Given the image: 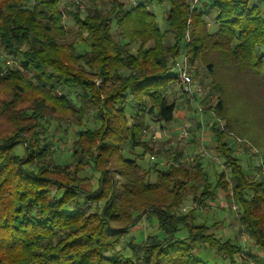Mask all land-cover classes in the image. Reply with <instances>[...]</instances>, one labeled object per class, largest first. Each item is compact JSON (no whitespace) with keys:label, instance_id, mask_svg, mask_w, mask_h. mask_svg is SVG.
<instances>
[{"label":"trees","instance_id":"1","mask_svg":"<svg viewBox=\"0 0 264 264\" xmlns=\"http://www.w3.org/2000/svg\"><path fill=\"white\" fill-rule=\"evenodd\" d=\"M166 1L169 7L163 29L149 6ZM262 3L261 8L250 5V0H208L206 7L216 12L218 27L211 32L208 11L198 5L192 7L188 0H139L125 9L114 6L111 14L87 8L84 18L78 9L64 12L57 0H0V45L7 54L21 57V66L37 82L34 88L48 94L75 119L80 115L78 123L87 111H94L100 120L99 129L80 131L72 151L76 164L89 159L87 162L100 173L98 187L90 185L87 189L78 174L81 168L71 176L65 173L68 164L55 165L53 171L66 175V180H60L54 178L48 165L37 167V172L29 167L43 159L49 146L34 142L26 145L24 154H18L20 141L39 137L37 124L30 128L20 120L29 117L38 121L42 102L23 113L16 112L14 105L2 106L9 114L3 111L0 118L14 126L0 131V264H207L194 255L196 244H209L234 261L242 249L240 243L209 236V226L197 222L194 209L182 214L174 211L190 191L198 204L216 199L215 192L209 190L213 182L204 173L202 162H196L193 168L181 163L163 166L156 157L148 170L157 174L151 183L146 181L147 172H141L137 159L147 153H162L144 140L143 132L154 114L160 122L174 120L178 103L172 89L177 79L169 72L182 50H187L191 63L208 59L214 75L222 68L228 76L246 74L264 83V0ZM64 15L71 16L79 34H86L80 40L88 50L77 52L71 45L64 52L66 47L59 46L56 36L68 31ZM114 25L118 27L116 34ZM148 40L154 42L152 47L131 52L135 43L143 46ZM23 44L26 51H12ZM96 77L102 79L101 84L95 82ZM13 79H22L20 70L0 64V84ZM58 88L66 89L69 96H54ZM219 88L223 90V86ZM72 92L79 93L77 103L72 101ZM185 102L188 106L189 101ZM216 111L223 114L222 100ZM226 130L230 132V128ZM213 132L216 151L231 167L234 195L242 209L240 224L264 252V174L259 180H249L229 146V135L216 128ZM138 147L142 152L134 157L122 154ZM170 157L178 161L177 155ZM113 163L121 164L117 172L123 177L120 188L109 170ZM52 183L61 194H51ZM215 186L217 191L227 188L224 172L218 174ZM199 189L201 194L197 196ZM147 194L152 198L140 200ZM108 196L101 213L89 212L92 203ZM140 208L151 209L161 235L149 234L140 243H130L129 256H108L106 253L121 244L122 236L136 222L134 213ZM184 229L185 238H177Z\"/></svg>","mask_w":264,"mask_h":264},{"label":"rangeland","instance_id":"2","mask_svg":"<svg viewBox=\"0 0 264 264\" xmlns=\"http://www.w3.org/2000/svg\"><path fill=\"white\" fill-rule=\"evenodd\" d=\"M57 1L64 12L76 11L77 9L81 11L82 18L86 15L85 10L87 8H99L103 13L111 14L114 6L125 9L133 5L132 0ZM138 1L139 0H136V2ZM188 1L191 3V0ZM206 2H208V0H199L198 7H203L206 12L208 11L206 17L208 21L207 27L213 32L218 28L214 20L216 12L210 9L208 10ZM253 4H257L261 8L263 7L262 0H250V5ZM168 7L169 4L167 1L162 4L153 2L149 6L150 10H153L156 14L157 21L163 29L166 28L165 16ZM63 20L67 25L68 31L62 37L56 36V40L59 42V46L61 44L66 47L63 49L64 52L68 51L66 49L71 47V45L75 46L77 52L88 50V46L80 40L81 36L85 38L86 34L83 33L81 35L78 33L79 27L74 23L71 16L64 15ZM117 28V26L113 28L114 34H116ZM115 37L118 39L117 36ZM153 44L154 42L152 40H148L143 46L141 42L135 43L132 46L131 52L137 53L136 51L139 47L147 49L152 47ZM26 49V44H23L20 48L14 47L12 51L16 52L20 50L23 52L26 51ZM20 60L21 57L16 58L14 54H7L0 45V64L4 68L19 69L22 76V79L4 81L0 84V113L5 111L6 115L9 114V110L3 109V105L5 107L14 105L13 109L16 112L19 110L23 113L26 108L36 107V102L43 103L42 105L40 103L42 107L38 108V113L40 114L38 121L35 122L28 116V119L20 120L23 126L30 128L32 127L31 124H37L35 128L38 130L37 134L39 137L32 140L30 136L29 142L25 140L24 143H21L20 141L17 147L18 154H24V148L27 144L31 145L39 141L40 147L49 146V149L41 161L37 160L34 161L33 164H30V166L28 165L32 170L37 172V167H46L48 165L52 170L51 172L54 178L66 180V175L53 171V167H55V165L60 166L68 164L69 170L65 172L66 174L70 173L71 176H74L76 170H80L79 168H81V172L79 171L78 174L85 181V184L82 186L89 189L90 185H93L97 188L100 173L96 172L92 165L87 162L89 159L84 160L80 165L76 164V162L73 161L72 151L75 150V143H77L78 139L81 137L80 131L86 132L88 130L93 131L99 129L100 120L96 118L94 111H87L81 122L78 123L77 119H79L78 117H80V115H75V119V117H72L70 111L62 109V106L57 101H54L48 94L44 91L41 92L38 88H34L37 83L36 80L32 78V73L25 71L20 64ZM192 66L195 82L201 87L199 94L203 97L201 98V103L204 112H199L196 105L190 102L186 96L181 93L179 85L175 83L172 94L176 96L178 108L174 120L169 123L160 122L157 121V117L154 114L148 118V124L150 125L146 129V132H143L144 140H147L157 151L160 149L159 151L162 153L158 155L157 153H147L144 157L137 159L141 166V172H147L146 175H144L146 181L151 183L156 181L157 174L152 170L148 172V170L154 166L153 160L150 159V156L153 154L162 162L173 160L172 157H170L173 155H177L178 158L183 157L185 161L182 164L184 166H191V168H193L194 165L196 166V162L201 161L203 171L208 176L209 182H213L209 190L215 192L216 199H207L204 203L198 204L197 201L193 200V192L190 191L186 195V200L175 208L174 211L182 214L187 212L184 211V208L190 211L196 207L194 210L196 212L195 214L198 215L196 217L197 222L209 226L207 233L209 236L217 239L220 238L222 241L229 240L234 242L236 240L241 244L242 249L235 255L234 261L223 257L222 254L217 252L214 247H210L209 244H196L193 250L194 255L207 264H251L254 262L255 264H264V252L255 245L254 240L240 224L239 219L242 209L238 202V197L234 195L231 167L224 162L223 157L219 162L218 160L214 161L210 157L203 155L204 149L210 154L216 151L217 141L213 129L230 128V132H233L239 138L243 139L242 142L235 144L231 135L227 137L229 146L235 151V156L243 165L249 180L254 181L261 179V175L264 174V172L260 170L261 166H258L257 162L264 156V83L257 81L258 84L255 82L256 80L244 76L246 74L236 73L235 75L232 74V76H228V72L222 68H219L214 75L208 66V59H196L192 63ZM85 68L88 72L92 71L89 67ZM175 72L173 68L169 73L173 75ZM95 82L101 84L102 79L96 77ZM14 84H18V86ZM219 86H223V90H221ZM53 94L58 97L62 96V94H68L69 96L68 91L62 88H58ZM182 95V98H178ZM70 96L74 103L78 102V92H72ZM172 97L173 95H171V98ZM185 100L189 101L188 106ZM220 100H222V106L224 107L222 115L220 113V115H218L216 111ZM28 114H31V111H28ZM185 123H187L190 128V136L187 139H179L178 132H180V129ZM219 123H222L223 127H220ZM13 126L12 122L10 123L7 119L0 118V131L2 128H13ZM226 134H229L227 130ZM133 151L134 152L124 150L122 154L124 156L134 157L136 156L135 153H141L142 149L138 147ZM178 153L180 154L178 155ZM169 165L170 164L167 163L165 166ZM120 168V163H113L110 165L109 169L113 174L114 181L116 180L118 188H120L123 180V177L117 173ZM221 172H224V179L227 184V188L224 189L225 191L221 189V187L218 188V191L215 190L216 179ZM50 186L52 195L61 194V191H59L55 183H52ZM197 193V196L201 194V189H199ZM152 196L153 195L150 194L140 196V200L144 201L146 199H151ZM107 199H109V196L101 199L96 204L92 203L89 212L94 211L101 213L106 205ZM191 205L195 207L192 208ZM234 205L235 207L236 205L238 206L237 211L233 209ZM262 212H264V208ZM151 213V209L145 210L142 208L135 212V217H133V219L136 222H133L128 232L122 236L121 244L116 249L106 254L112 256L116 253H121L123 256H129L132 253L129 246L130 243H140L145 240L149 234L161 235V232L157 230L155 217L151 215ZM186 235L187 231L184 229L177 234V238L183 239ZM139 263L142 264V261H139Z\"/></svg>","mask_w":264,"mask_h":264},{"label":"built area","instance_id":"3","mask_svg":"<svg viewBox=\"0 0 264 264\" xmlns=\"http://www.w3.org/2000/svg\"><path fill=\"white\" fill-rule=\"evenodd\" d=\"M133 5H136L138 2H136V0H132ZM199 0H191V6L195 7L196 5H198ZM185 41L188 42L190 41V29H187L185 32ZM173 68L175 69V75H176V79H177V83L179 85L180 91L183 95L186 96V98L192 102L193 104L196 105V107L199 109V112L203 113L204 109L202 107V103H201V97L200 96V91H201V87H199L196 82H195V78H194V73H193V66L192 63L189 60L188 57V53L187 50L184 49L181 52V55L175 60ZM203 123V121H202ZM220 127H223L222 123H219ZM216 129H220L222 131L226 132V128H216ZM146 132V130H145ZM228 135H231L232 140H234V143L237 144L238 142H242L243 139L239 138L237 135H235L233 132H229L228 131ZM190 136V128L188 127L187 123H185L182 128L180 129V132H178V137L179 139H187ZM203 155L210 157L211 159H213L214 161L218 160L220 162V159L222 158L221 154L217 151H213L212 154H210L209 152H207V150H203ZM151 160H155L156 156L153 154L150 156ZM184 158H178V161H175L174 159L171 161H166V162H161V164L163 166H165L167 163L168 164H177V163H184ZM259 163V164H258ZM257 165L261 166V171L264 172V156L261 157V159L257 162ZM192 208H194V205H191ZM196 209V207L194 208ZM233 209H236V211L238 210V206L235 205L233 206ZM184 211L188 212L187 208H184ZM251 264H255L251 263Z\"/></svg>","mask_w":264,"mask_h":264},{"label":"crops","instance_id":"4","mask_svg":"<svg viewBox=\"0 0 264 264\" xmlns=\"http://www.w3.org/2000/svg\"><path fill=\"white\" fill-rule=\"evenodd\" d=\"M180 111V110H179Z\"/></svg>","mask_w":264,"mask_h":264}]
</instances>
